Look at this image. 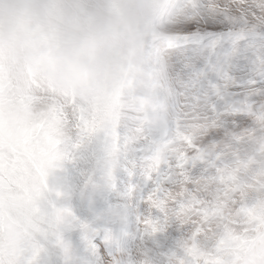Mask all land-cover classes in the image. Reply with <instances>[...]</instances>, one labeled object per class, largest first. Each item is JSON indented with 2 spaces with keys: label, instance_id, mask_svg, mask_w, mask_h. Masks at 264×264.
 Masks as SVG:
<instances>
[{
  "label": "rangeland",
  "instance_id": "1",
  "mask_svg": "<svg viewBox=\"0 0 264 264\" xmlns=\"http://www.w3.org/2000/svg\"><path fill=\"white\" fill-rule=\"evenodd\" d=\"M132 1L136 6V0H106L118 12ZM147 1L146 13L138 12L136 20L121 17L109 26L112 39L105 44L99 74L64 55L68 42L63 33L68 26L82 28L83 21L91 19L90 8L101 0H61L72 4L80 15L73 20L37 19L27 25L26 37L18 46L0 43V205L6 203L11 183L20 187L24 204L35 200L45 186L48 167L61 155L70 126L82 134L103 132L105 136L73 151L49 178L51 186L64 193L61 205L88 224L93 235L86 238L79 226L66 227V246L61 249L50 242L46 264H108L106 256L119 257L125 264L130 259L173 264L182 239L180 228L172 224L156 236L144 234L138 215L141 198L152 184L145 178L142 156L135 149L120 152L122 134L131 139L137 122L144 121L150 111L159 109L164 121L178 105L177 86L185 80L207 89L229 72L226 79L233 91L226 94L231 99L240 88L247 90L254 78L264 79V59H257L264 46V17L257 19L258 27L227 9L174 17V23L195 16L198 22L211 19L221 25L186 33L169 25L172 4L182 0ZM177 39L178 50L166 59L169 41ZM17 64L20 75L13 74ZM58 65L66 72L62 78L56 75ZM163 128L161 123L159 130ZM248 136L255 143L222 153L220 175L211 182L201 180L197 190L202 199L193 200L186 209L187 217L197 216L202 225L193 253L202 257L203 264H259L264 259V137ZM110 167L115 169L114 187L106 176ZM86 199L91 202L87 204ZM10 227L7 215L0 213V230ZM108 233L111 238L106 240ZM251 240L256 241L249 246Z\"/></svg>",
  "mask_w": 264,
  "mask_h": 264
},
{
  "label": "snow or ice",
  "instance_id": "2",
  "mask_svg": "<svg viewBox=\"0 0 264 264\" xmlns=\"http://www.w3.org/2000/svg\"><path fill=\"white\" fill-rule=\"evenodd\" d=\"M223 9L237 17L243 15L254 27L259 26L257 19L264 17V2L254 4L250 0H234L225 4L224 0H182L172 4L173 17L169 25L186 33L196 29H219L221 25L211 19L198 22L193 16L187 22L174 23V17L184 19L188 14L220 13ZM178 47V39L170 40L166 59ZM238 52V48L234 49V53ZM257 59H264V46L258 50ZM207 70L205 68L203 72ZM228 76L229 72H223L221 79L207 89L198 87L192 80H185L177 86L178 105L164 121L160 120L159 109L150 111L144 121L137 122V131L131 139L123 134L121 137L120 152L135 149L142 156L145 178L152 184L151 190L141 198L142 211L138 215L144 234L156 236L167 232L172 224L180 228L182 239L173 264H203L202 257L193 253L194 242L199 245L202 235L197 229L202 225L197 223V216L189 219L186 215L193 200L202 199L197 190L199 182H211L220 175L222 153L253 145L255 142L248 133L264 137V79L254 78L247 90L240 88L229 99L226 93L232 92L233 87L226 79ZM161 123L164 124L163 131L159 130ZM104 137L103 132L82 134L70 126L61 146V155L48 167L45 186L31 204H24L20 199L22 191L17 184L9 185L6 190L9 196L6 203L0 205V213L7 215L11 227L0 230V264H46L44 258L49 253L50 242H55L61 249L66 246L63 238L66 227L79 226L86 238L93 235L88 224L78 221L69 207L61 205L64 193L53 188L49 178L73 151H79L95 138ZM114 170L110 167L106 171L113 187ZM132 174L129 171V175ZM110 238V233L105 235L106 240ZM96 243L100 244L99 238ZM105 259L108 264H125L116 256ZM127 264L149 262L147 259H130Z\"/></svg>",
  "mask_w": 264,
  "mask_h": 264
},
{
  "label": "clouds",
  "instance_id": "3",
  "mask_svg": "<svg viewBox=\"0 0 264 264\" xmlns=\"http://www.w3.org/2000/svg\"><path fill=\"white\" fill-rule=\"evenodd\" d=\"M77 15L80 14L72 4L62 3L61 0H0V43L9 48L18 46L26 37L27 25L37 19L64 17L73 20ZM138 15L135 5L123 4L118 12L106 0H101V3L90 8L91 19L84 20L82 28H65L63 38L68 44L64 55L73 57L78 64L87 66L93 73H101L105 44L112 39L109 26L121 17L136 20ZM122 39L126 40V37ZM13 74H22L19 64L14 66ZM56 75L61 78L66 75L63 65L57 66Z\"/></svg>",
  "mask_w": 264,
  "mask_h": 264
},
{
  "label": "bare ground",
  "instance_id": "4",
  "mask_svg": "<svg viewBox=\"0 0 264 264\" xmlns=\"http://www.w3.org/2000/svg\"><path fill=\"white\" fill-rule=\"evenodd\" d=\"M125 2H127V1H125ZM133 2H134V1H132L131 4H132ZM147 2H148L147 0H136V1H135L136 7H137L138 12H139L140 14H141L142 12H143V13H144V12L146 13L147 10L144 11V9H147V8H148L147 5H146ZM129 4H130V3H129ZM133 4H134V3H133ZM145 6H146V7H145ZM149 8H150V7H149ZM148 11H149V10H148ZM143 13H142V14H143ZM149 14H150V13H149ZM139 17H140V16H139ZM145 18H146V15H145ZM143 19H144V18H143ZM121 20H122V19H121ZM139 21H140V20H139ZM132 23H133V22H132ZM129 25H130V24H129ZM143 25H144V24H143ZM140 27H143V26H140ZM146 27H147V26H146ZM120 29H121V28H120ZM131 29H132V28H131ZM137 29H138V28H137ZM142 29H143V28H142ZM124 32H126V31H124ZM128 32H130V31H128ZM138 32H139V33H142L143 31H142V32L138 31ZM122 33H123V32H122ZM131 33H132L131 35L134 36V33H133V32H131ZM144 33H145V31H144ZM124 34H125V33H124ZM142 34H143V33H142ZM137 35H138V33H137ZM139 35H140V34H139ZM139 35H138V37H139ZM140 36H141V35H140ZM138 40H140V38H139ZM119 41H120V40H119ZM112 48H113V47H112ZM106 58H107V57H106ZM127 72H128V71H127ZM127 72H125V73H127ZM123 75H124V74H123ZM129 77H130V76H129ZM145 94H146V93H145ZM108 106H109V104H108ZM114 116L116 117V114H115ZM116 118H117V117H116ZM43 120H45V119H43ZM41 122H42V121H41ZM43 123H44V122H43ZM40 124H41V123H40ZM34 126H35V125H34ZM29 128H30V127H29ZM25 129H28V128H25ZM32 129H33V128H32ZM40 129H42V128H40ZM8 131H9V130H8ZM37 131H38V130H37ZM39 131H40V130H39ZM51 141H52V140H51ZM110 146H111V145H110ZM110 146H109V147H110ZM52 149H53V147H52ZM47 150H48V149H47ZM85 154H86V153H85ZM85 154H84V156H85ZM86 157H87V156H86ZM100 174H101V173H100ZM100 176H102V175H100ZM100 176H99V177H100ZM100 178H101V177H100ZM96 180H98V179H96ZM97 182H98V181H97ZM92 184H93V183H92ZM96 184H97V183H96ZM93 187H94V186H93ZM97 190H98V189H97ZM95 193H96V192H95ZM4 194H5V193H4ZM90 195L94 196L93 193L90 194ZM92 196H91V197H92ZM87 199H88V198H87ZM87 199H86V200H87ZM91 200H92V199H91ZM87 201H88V200H87ZM89 201H90V200H89ZM89 201H88L87 204H89V203L91 202V201H90V202H89ZM94 201H95V199H94ZM134 205H135V204H134ZM127 206H128V205H127ZM135 206H136V205H135ZM113 212H114V211H113ZM116 213H117V212H116ZM115 216H117V214L114 215V217H115ZM109 221H110V220H109ZM260 222H261V221H260ZM262 223H263V222H261V225H259L260 228L263 226ZM116 228L118 229V225L116 226ZM256 228L258 229V227H256ZM259 230H260V229H259ZM263 230H264V229H263ZM79 231H80V230H79ZM260 231H261V230H260ZM261 233H262V232H261ZM257 235H258V233H257ZM262 235H263V234H262ZM262 235H261V236H262ZM259 236H260V235H259ZM261 236H260V237H261ZM257 237H258V236H257ZM257 237H256V239H258ZM232 238H233V237H232ZM253 238H255V237H253ZM253 238H252V239H253ZM255 241H256V240H251L250 243H249V246H251V244H254ZM257 243H258V242H257ZM257 243H256V244H257ZM256 244H255V245H256ZM252 246H253V245H252ZM252 254H253V253H252ZM263 260H264V259H263ZM263 260H262L259 264H264ZM250 261H251V260H250Z\"/></svg>",
  "mask_w": 264,
  "mask_h": 264
}]
</instances>
